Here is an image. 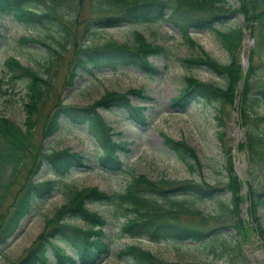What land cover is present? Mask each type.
I'll use <instances>...</instances> for the list:
<instances>
[{"label": "rangeland", "instance_id": "rangeland-1", "mask_svg": "<svg viewBox=\"0 0 264 264\" xmlns=\"http://www.w3.org/2000/svg\"><path fill=\"white\" fill-rule=\"evenodd\" d=\"M60 2L63 0H58V6L54 7L57 12L50 5L45 6L57 18V25L50 29L20 23L11 14L0 17L4 34L0 43V141L3 143L0 146V221H7L12 215L17 197L30 183L58 179L47 162L42 164V155L68 150L86 156L85 164L89 167L76 166L62 178L81 188L122 192L134 176L143 174L163 189L183 184L221 189L215 197L192 198L190 209L173 215L193 228L215 229L217 234H222L215 241L217 254L212 253V243L207 240L157 242L147 237L123 236L121 228L128 219L135 218L133 210L126 218L115 203L87 205L106 221L104 230L110 252L99 264H137L131 258L119 257L120 250L131 245L148 251L164 264H264V207L261 206L264 197L260 194L264 191V179L250 182L244 122L247 113L242 100L247 83L254 91L264 87V45L257 32L259 18L255 21L250 14L248 19L249 15L241 11L240 0H226L223 6L198 11L203 15L227 17L217 23L223 30L244 27L245 36L233 60L210 29L191 28L193 44L183 39L171 20L94 25L88 29L89 24L92 26L103 16L91 8V0H79L80 4L73 9L59 5ZM137 32L149 43L165 48L164 54L150 58L160 69L158 75L121 64L103 66L92 72L76 69L77 75L74 74L75 61L81 53L110 41L134 43ZM207 56L227 66L232 73H238L233 94L225 103L201 101L186 109L175 108V98L191 80L216 84L225 91L231 88L206 67L183 61ZM9 57L35 69L44 78L38 80L41 89L37 98L31 97L33 93L26 81L5 69ZM139 89L153 97L147 100L129 96L133 105L143 108L146 125H137L124 108L109 109L100 102L108 94H129ZM66 106L95 108L113 138L126 143L128 150L118 152L124 163L122 170L108 171L100 166L102 149L87 123H74L64 116L55 135L44 134L48 119ZM254 108L256 113L264 115V97ZM17 132L21 135L17 136ZM164 136L194 149V170L166 146ZM12 143L21 145L17 149ZM257 199L259 204L254 202ZM67 203L62 191L56 190L33 205V211L22 220L16 233L0 246V264H18L41 236L53 238L49 234L58 223L90 230V225L68 208L58 213ZM223 243L231 246L230 250H225ZM63 246L74 253L70 246ZM45 264H57L52 253Z\"/></svg>", "mask_w": 264, "mask_h": 264}, {"label": "trees", "instance_id": "trees-1", "mask_svg": "<svg viewBox=\"0 0 264 264\" xmlns=\"http://www.w3.org/2000/svg\"><path fill=\"white\" fill-rule=\"evenodd\" d=\"M57 1L0 0V17L4 14H11L20 23L50 29L57 25L55 21L57 18H54L55 15L46 10L45 6L50 5L53 7V11L56 10L55 12H57V9L54 8L56 5L58 6ZM78 1L63 0L59 5H65L73 9L80 4ZM225 3L226 0H91V8L103 13V16L93 22L92 26L89 24L87 27L89 29L90 27L93 28L94 25L117 26L120 24L153 23L160 20H171L178 27L183 39L188 44H193V38L190 35L191 28H207L216 34L223 48L235 60L245 36L244 27L239 26L223 30L217 26V23L222 22L227 17L198 13L205 7L223 6ZM240 4L241 11L245 15H249L248 19H250V14L255 21L259 18L257 32L259 41L264 45V16H261L264 14V10L262 11L264 9V0H240ZM135 37L136 41L134 43L110 41L104 45L93 46L81 53L75 61L74 74L77 75V70L79 69L92 72L93 69L103 66L111 65L115 67L121 64L138 68L150 75H158L160 69L150 58L164 54L165 48L149 43L142 33L137 32ZM3 38L4 34L0 28V43ZM183 61L188 65L206 67L212 73L222 77L231 85V88L229 91H225L223 87L216 84L209 85L191 80V83L184 87L181 94L175 98L173 102L175 108L184 109L192 103L201 101L207 104H213L214 102L225 103L226 98L228 100V97L233 94V87L236 84L238 73H232L227 66L215 62L208 56L201 57L198 60L184 59ZM5 69L12 76L14 75L26 81L27 85H29L30 93H33L31 97H36V94L41 89L38 80L42 78L38 71L22 65L13 57H9L5 61ZM131 95L147 100H152L153 98L151 95L146 94L144 89H139L129 94L111 93L100 102L102 106L109 109L124 108L137 125H146L147 120L143 108L132 104L129 98ZM261 96L264 97V87L261 90L254 91L252 85L251 87H249V83L245 85L242 100L243 109L247 113L244 122L251 184H254L253 181L258 178L264 179V115L254 111L255 105L262 99ZM64 116L74 123L88 124L89 129L102 149V154L99 157L101 167L108 171L122 170L124 163L118 152L119 149L128 150L126 143L123 141L118 142L113 138L109 128L105 125L106 123L101 121V116L97 114L95 108L78 106L60 108L45 124L44 134L47 137H52L59 131L61 119ZM18 135L21 134L17 132ZM164 137L166 146L185 162L188 168L194 170V165L192 164V160L196 159L194 149L186 143ZM2 144L0 141V146ZM20 145L21 143H17V145L12 143V146L17 149ZM85 160L86 156L83 154L73 153L68 150L46 154L45 156L42 155V164L47 162L50 165L51 173L56 175L58 179L51 182L30 183L19 194L12 215L7 221H0V246L6 244L16 233L21 226L22 220L33 211V205L56 190H61L68 202V207L65 205L63 209L58 210V213H63L68 208L69 212L74 214V216H78L88 223L90 230H84L79 226L75 228L73 227L74 224L58 223L53 226L49 234L53 238L47 239L41 236L32 250L18 264H45L50 261L51 253L57 264H99L110 252L104 230L106 221L98 214L91 212L87 207V205L99 202L115 203L122 210L124 216L130 213V210L134 211L136 214L135 218L132 221L131 218L130 221L128 219L127 223L123 224L121 228L123 236L147 237L157 242L163 240H193L199 242L207 240L212 243V253L217 254L214 245L222 234H217L215 229L204 231L193 228L179 222L176 218H173V215H180L190 209L189 205H191L190 200L192 198H199V195L215 197L221 189L212 190V188L206 189L201 186L187 184L163 189L143 174L134 176L126 190L122 192H104L96 188H81L76 184H68V182L63 181L62 178L74 167H89L85 164ZM260 194L264 197V191ZM254 202L259 204L258 199ZM261 206L264 207V202H262ZM94 229L99 230L92 233ZM63 245L70 246L74 253L68 252L63 248ZM225 247V250H230L231 246ZM119 257L131 258L137 264H164L163 261L154 258L148 251L139 246L131 245L121 249Z\"/></svg>", "mask_w": 264, "mask_h": 264}]
</instances>
